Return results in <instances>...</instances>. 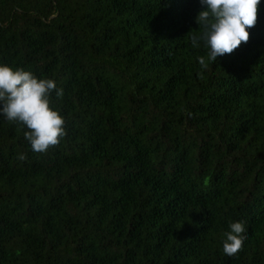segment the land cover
<instances>
[{"label":"trees","instance_id":"16d2710c","mask_svg":"<svg viewBox=\"0 0 264 264\" xmlns=\"http://www.w3.org/2000/svg\"><path fill=\"white\" fill-rule=\"evenodd\" d=\"M205 7L0 0V63L63 89L66 132L34 153L0 114V264H264V0L214 63Z\"/></svg>","mask_w":264,"mask_h":264},{"label":"clouds","instance_id":"9594fccd","mask_svg":"<svg viewBox=\"0 0 264 264\" xmlns=\"http://www.w3.org/2000/svg\"><path fill=\"white\" fill-rule=\"evenodd\" d=\"M200 3L206 5L196 16L202 32L199 37L192 36L191 41L198 46L202 40L209 49L208 61L214 63L218 56L231 54L241 42L248 41L247 29L256 24L260 0H200ZM198 61L202 68L208 67L203 56ZM53 92L56 98L63 97V89L57 88L54 80L37 78L24 68L13 69L0 63V114L28 129L24 136L34 153L47 152L66 135L65 118L52 106ZM20 158L25 157L21 154ZM229 227L223 251L231 257L242 250L246 228L243 221L232 222Z\"/></svg>","mask_w":264,"mask_h":264}]
</instances>
